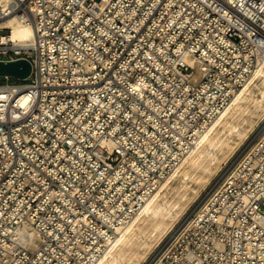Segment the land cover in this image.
<instances>
[{
	"label": "built area",
	"instance_id": "2783aa9c",
	"mask_svg": "<svg viewBox=\"0 0 264 264\" xmlns=\"http://www.w3.org/2000/svg\"><path fill=\"white\" fill-rule=\"evenodd\" d=\"M263 57L264 0H0V264H93ZM203 197L154 264H264V131Z\"/></svg>",
	"mask_w": 264,
	"mask_h": 264
},
{
	"label": "bare ground",
	"instance_id": "6f19581e",
	"mask_svg": "<svg viewBox=\"0 0 264 264\" xmlns=\"http://www.w3.org/2000/svg\"><path fill=\"white\" fill-rule=\"evenodd\" d=\"M6 25L11 28L10 37L16 42H24L32 36L33 30L30 25L13 19L6 22ZM262 116H264V57L232 101L205 130L183 163L157 188L129 224L119 229L93 264H141L146 260L153 247L162 241L161 239L170 232L175 221L181 216L185 200L189 201L199 196L200 189L208 182L212 170L218 169L221 162L229 157L236 147L249 140L250 131L258 122L256 117L259 119ZM263 131L264 125L257 133L254 132V136L246 145L244 144L245 147L240 153L244 152ZM171 190L177 193V198L172 201L167 198V193ZM157 255L158 251L148 264H154Z\"/></svg>",
	"mask_w": 264,
	"mask_h": 264
},
{
	"label": "rangeland",
	"instance_id": "374dc122",
	"mask_svg": "<svg viewBox=\"0 0 264 264\" xmlns=\"http://www.w3.org/2000/svg\"><path fill=\"white\" fill-rule=\"evenodd\" d=\"M3 32H7V30L6 31H3ZM4 81H5V78L4 77H1L0 78V82H4ZM10 81L11 82H20L19 80L14 79V78H10ZM256 120L258 121L257 122V125L250 131V135H249L250 138H249V140H251V138L254 136V134L257 133L262 128V126L264 125V116H262L259 119L256 117ZM249 140H247L246 142H244V144L246 145L249 142ZM244 144H242L239 147H236L235 150H234V152L231 153L229 155V157H227L226 159H224L221 162V165H220V167L218 169H213L212 170V174H211L210 178L212 176L213 177L215 176V177L214 178L212 177L211 179L209 178V180L206 183V185L204 187H202V189H200L201 191L199 193V196H197L195 198H191V200H189V201H186L185 200L184 207H183L184 210H183L181 216L177 219V221H175V223L173 224L170 232H168L161 239L162 241H160L157 245H155L153 247L152 253H149L148 254L149 256L141 264H146V263L148 264L150 262V260L153 259L154 255H156L157 251L159 252V249H161V247L166 242L167 237L181 225V223L185 220V218L187 216H189V214L192 212L193 208H195L197 206V204L202 199V196H204L206 194V192L209 190L208 187L211 188L212 186H214L219 181V179H220L219 177H221L226 172V170L230 167L231 163L234 161L235 157H237L240 154V151H242L243 147H245ZM167 198L172 201L175 198H177V193L171 190V191H169L167 193Z\"/></svg>",
	"mask_w": 264,
	"mask_h": 264
},
{
	"label": "water",
	"instance_id": "95a60500",
	"mask_svg": "<svg viewBox=\"0 0 264 264\" xmlns=\"http://www.w3.org/2000/svg\"><path fill=\"white\" fill-rule=\"evenodd\" d=\"M30 73L31 63L27 59L0 60V78L10 77L17 80H24Z\"/></svg>",
	"mask_w": 264,
	"mask_h": 264
}]
</instances>
